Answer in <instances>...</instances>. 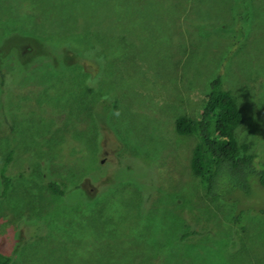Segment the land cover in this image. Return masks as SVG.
Masks as SVG:
<instances>
[{
	"label": "rangeland",
	"instance_id": "374dc122",
	"mask_svg": "<svg viewBox=\"0 0 264 264\" xmlns=\"http://www.w3.org/2000/svg\"><path fill=\"white\" fill-rule=\"evenodd\" d=\"M217 77L264 164V0H0V252L264 264V188L208 197L175 131Z\"/></svg>",
	"mask_w": 264,
	"mask_h": 264
},
{
	"label": "trees",
	"instance_id": "16d2710c",
	"mask_svg": "<svg viewBox=\"0 0 264 264\" xmlns=\"http://www.w3.org/2000/svg\"><path fill=\"white\" fill-rule=\"evenodd\" d=\"M6 83L2 78L1 84ZM243 120L236 97L223 88L220 77L211 82L210 90L205 93L198 118L180 115L175 119L177 135L196 137L189 168L208 197L220 198L223 191L229 190L249 194L256 182L264 188V164L256 160L250 143H240L236 138L235 130ZM9 161L8 157L2 168L4 174ZM3 179L5 195L11 180L6 175ZM48 187L58 196L66 194L55 182H50ZM0 264H12L10 255L0 252Z\"/></svg>",
	"mask_w": 264,
	"mask_h": 264
},
{
	"label": "flooded vegetation",
	"instance_id": "af4514ba",
	"mask_svg": "<svg viewBox=\"0 0 264 264\" xmlns=\"http://www.w3.org/2000/svg\"><path fill=\"white\" fill-rule=\"evenodd\" d=\"M49 188V187H48Z\"/></svg>",
	"mask_w": 264,
	"mask_h": 264
}]
</instances>
